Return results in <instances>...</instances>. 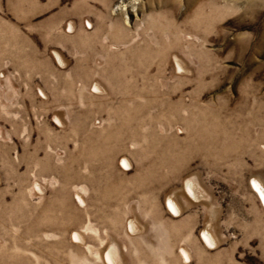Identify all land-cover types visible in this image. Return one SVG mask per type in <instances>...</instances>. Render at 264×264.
Listing matches in <instances>:
<instances>
[{"label":"rangeland","instance_id":"374dc122","mask_svg":"<svg viewBox=\"0 0 264 264\" xmlns=\"http://www.w3.org/2000/svg\"><path fill=\"white\" fill-rule=\"evenodd\" d=\"M251 180L264 0H0V264H264Z\"/></svg>","mask_w":264,"mask_h":264},{"label":"bare ground","instance_id":"6f19581e","mask_svg":"<svg viewBox=\"0 0 264 264\" xmlns=\"http://www.w3.org/2000/svg\"><path fill=\"white\" fill-rule=\"evenodd\" d=\"M57 59V58H56ZM247 129V128H246ZM247 131V130H246ZM244 137V136H243ZM232 141V140H231ZM252 181V180H251ZM251 183V182H250ZM251 189H252V191L254 192V193H256L257 194V196H258V198H259V200H260V202H263L264 203V191L261 189V186H260V184L259 183H257L255 180H253L252 181V184H251ZM188 191H190L189 189H188ZM187 192V191H186ZM192 192V191H191ZM195 193V192H194ZM190 195H192V194H190ZM168 202V201H167ZM166 209H167V211L168 212H170V210L169 209H171V210H176V207L172 204V202H168V204H167V206H166ZM176 212V211H175ZM172 215V214H171ZM201 240H202V242L203 243H208L209 245H213L214 244V242H213V240L211 239V237L210 236H208L207 234H203L202 236H201ZM208 247V246H207ZM185 257V256H184Z\"/></svg>","mask_w":264,"mask_h":264}]
</instances>
